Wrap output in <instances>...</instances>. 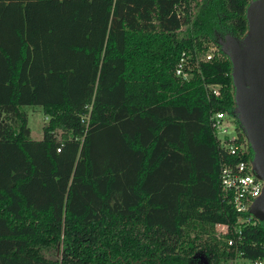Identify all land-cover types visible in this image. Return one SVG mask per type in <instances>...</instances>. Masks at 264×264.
Wrapping results in <instances>:
<instances>
[{
    "label": "trees",
    "instance_id": "16d2710c",
    "mask_svg": "<svg viewBox=\"0 0 264 264\" xmlns=\"http://www.w3.org/2000/svg\"><path fill=\"white\" fill-rule=\"evenodd\" d=\"M16 1L69 14L62 39L72 41L71 52L95 56L83 100H23L18 82L27 37L6 40L16 48L12 54L7 45L0 54V72L2 61L9 63L7 79H0L6 85L0 89V264L231 259L214 229L241 214L220 195L224 152L208 115L211 109L230 113L234 99L230 91L208 98L203 82L233 89L231 62L218 41L245 32L247 2L196 0L193 13L191 0L0 4ZM85 28L98 32L89 35ZM193 43L216 46L218 54L181 80L174 66ZM68 53L54 48L37 56L65 59ZM29 104L48 115L39 139L31 137ZM244 135L240 131L237 141ZM252 218L241 226L242 249L255 259L263 255L264 221Z\"/></svg>",
    "mask_w": 264,
    "mask_h": 264
},
{
    "label": "rangeland",
    "instance_id": "374dc122",
    "mask_svg": "<svg viewBox=\"0 0 264 264\" xmlns=\"http://www.w3.org/2000/svg\"><path fill=\"white\" fill-rule=\"evenodd\" d=\"M190 3L193 13L196 9V0H191ZM102 5L100 3L95 4V6H100V8ZM71 7L72 4H68L66 10H71ZM69 16V14L51 12L40 2L26 3L25 1H16L0 4V54H3V49L8 51L7 45L12 54H15L13 52L16 48V42L12 40V42H7L6 45V40L9 38L15 39L20 43L21 36L27 37L28 45L25 49V58L20 66L21 76L18 82L20 84L21 99L28 100L32 98L34 101H55L61 100L64 97L77 100L85 98V89L89 81L95 54L94 52L86 53L82 50L70 51L72 41L63 40L61 34L69 21ZM100 18L102 20L103 10L100 13ZM97 27H99V24ZM185 28L186 25L181 27L180 31ZM85 31L89 35L98 32L97 28L92 33L89 28H85ZM76 38H81V36H77ZM54 48H60L69 53L65 55L67 56L65 59L63 57L52 59L37 56L38 51L46 53L49 50H54ZM14 58L10 57V61L13 62ZM2 64L4 71L0 72V79H3L2 77H6L7 79L9 74H5V72L9 63L3 60ZM6 79H4V82H7ZM34 79L35 84L33 83L32 86L30 81ZM179 79L185 80L184 78ZM43 83L47 85L40 87L39 85H43ZM0 89H6V85L0 86ZM229 91L233 96L234 89L229 88ZM45 94H49L50 97L44 98ZM25 108L28 111V125L31 129V137L39 139L42 137V126L48 119V115L43 113L41 107L33 104L26 105ZM237 119L238 116L233 114L227 117L229 129L230 131H234L233 127L237 125L239 130L244 133L242 126L238 124L239 122L237 123ZM244 136L246 137V135ZM245 140L248 142L247 137ZM190 234L192 235L193 233L190 232ZM214 234L216 237H219L217 227L214 229ZM219 239L221 240V248L225 251L222 237H219ZM200 250L202 252L205 251V249ZM202 260L210 264L206 256ZM232 263L234 264L229 258H220L214 264Z\"/></svg>",
    "mask_w": 264,
    "mask_h": 264
},
{
    "label": "built area",
    "instance_id": "2783aa9c",
    "mask_svg": "<svg viewBox=\"0 0 264 264\" xmlns=\"http://www.w3.org/2000/svg\"><path fill=\"white\" fill-rule=\"evenodd\" d=\"M247 3L251 0H245ZM218 54L217 47L208 45L199 47L193 43L190 48L181 51L174 66V74L179 78L188 79L193 75L194 69L199 71L200 61L211 60ZM208 98L215 95L219 98L227 95L229 90L222 91L220 83L203 82ZM230 113L224 109H211L208 119L212 134L222 147L224 154L219 159L218 179L220 195L234 211L241 214L234 222H219L216 224L217 233L222 237L225 252L231 255V261L238 264H264L263 255L255 259L244 256L242 249L241 226L253 222L255 217L249 212L254 198L263 188V179L258 177L252 168L251 157L248 156V142L245 136L239 138L238 126L230 131L227 117ZM233 119V118H232ZM235 120V119H233Z\"/></svg>",
    "mask_w": 264,
    "mask_h": 264
},
{
    "label": "water",
    "instance_id": "95a60500",
    "mask_svg": "<svg viewBox=\"0 0 264 264\" xmlns=\"http://www.w3.org/2000/svg\"><path fill=\"white\" fill-rule=\"evenodd\" d=\"M245 15V32L226 33L218 42L231 62L234 105L230 114L238 116L252 150L253 171L264 182V0L249 1ZM249 212L264 221V183Z\"/></svg>",
    "mask_w": 264,
    "mask_h": 264
}]
</instances>
